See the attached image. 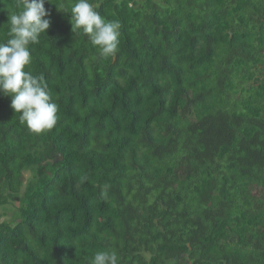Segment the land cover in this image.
I'll return each instance as SVG.
<instances>
[{"label":"trees","instance_id":"obj_1","mask_svg":"<svg viewBox=\"0 0 264 264\" xmlns=\"http://www.w3.org/2000/svg\"><path fill=\"white\" fill-rule=\"evenodd\" d=\"M60 2L25 68L56 124L0 95V264H264V0H90L121 25L108 58Z\"/></svg>","mask_w":264,"mask_h":264},{"label":"clouds","instance_id":"obj_2","mask_svg":"<svg viewBox=\"0 0 264 264\" xmlns=\"http://www.w3.org/2000/svg\"><path fill=\"white\" fill-rule=\"evenodd\" d=\"M45 0H17L18 11H9L8 39L0 42V95L11 97V108L30 132L41 133L57 122V105L47 83L40 76L25 71L32 63L29 45L39 43L50 27ZM57 10L71 13L72 32L84 34L98 50L100 58L114 56L119 47V21L105 19L90 0H63ZM91 264H118L114 251H96Z\"/></svg>","mask_w":264,"mask_h":264},{"label":"rangeland","instance_id":"obj_3","mask_svg":"<svg viewBox=\"0 0 264 264\" xmlns=\"http://www.w3.org/2000/svg\"><path fill=\"white\" fill-rule=\"evenodd\" d=\"M28 176V174H25V177ZM12 210L13 208H11L9 205L5 206V209H0V213H1V221H4L6 219H8L11 215H12Z\"/></svg>","mask_w":264,"mask_h":264},{"label":"water","instance_id":"obj_4","mask_svg":"<svg viewBox=\"0 0 264 264\" xmlns=\"http://www.w3.org/2000/svg\"><path fill=\"white\" fill-rule=\"evenodd\" d=\"M60 159H62V156H60Z\"/></svg>","mask_w":264,"mask_h":264}]
</instances>
